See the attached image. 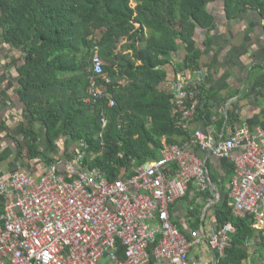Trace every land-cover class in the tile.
I'll use <instances>...</instances> for the list:
<instances>
[{
	"label": "built area",
	"instance_id": "2783aa9c",
	"mask_svg": "<svg viewBox=\"0 0 264 264\" xmlns=\"http://www.w3.org/2000/svg\"><path fill=\"white\" fill-rule=\"evenodd\" d=\"M104 64L96 49L88 103L104 95L97 81ZM209 76L203 68L176 74L172 92L184 130L199 113ZM81 146L39 175L22 168L0 177V264H221L235 231L216 222L221 201L264 237L263 128H238L229 137L198 130L183 146H165L161 158L114 181L85 163L89 147ZM211 159L232 161L226 192L213 181ZM184 199L192 202L181 227L177 204Z\"/></svg>",
	"mask_w": 264,
	"mask_h": 264
},
{
	"label": "trees",
	"instance_id": "16d2710c",
	"mask_svg": "<svg viewBox=\"0 0 264 264\" xmlns=\"http://www.w3.org/2000/svg\"><path fill=\"white\" fill-rule=\"evenodd\" d=\"M213 1L0 0V32L6 43L23 53L20 93L29 110L27 121H43L51 141L67 134L76 143L86 142L85 163L100 168L110 181L124 172L132 175L134 169L159 158L167 145L182 146L192 134L183 129L174 99L160 88L166 72L155 67L170 61L178 43L191 42L199 28H215L208 12ZM132 2L137 4L135 8ZM246 2L226 0V9L233 12ZM145 29L151 31L150 38ZM125 37L129 44L123 49L135 50L134 59L130 54L115 53ZM138 40L146 44L141 50L134 43ZM97 48L106 59L105 75L97 79L104 95L88 103L87 73ZM201 55L196 51L187 56L189 68L201 67ZM125 76L129 81L122 84ZM50 87L56 93L51 95L56 103L45 94ZM110 96L115 99L113 106L109 105ZM201 97L204 101V89ZM207 110L202 103L198 115ZM104 118L106 129L102 127ZM31 139L36 142L35 137ZM26 149L24 152L22 147L21 153L41 159L34 145ZM91 154L95 155L92 160ZM43 158L46 165L54 162L53 158ZM212 178L218 187L224 185L218 174L212 173ZM208 197L213 196L210 193ZM215 212L219 226L231 224L235 228L221 264H246L251 257L247 242L256 238L252 223L234 217L226 201L219 202ZM259 239L264 250V237ZM248 264L264 262L251 257Z\"/></svg>",
	"mask_w": 264,
	"mask_h": 264
},
{
	"label": "crops",
	"instance_id": "0c3cea01",
	"mask_svg": "<svg viewBox=\"0 0 264 264\" xmlns=\"http://www.w3.org/2000/svg\"><path fill=\"white\" fill-rule=\"evenodd\" d=\"M243 1L247 2L238 4L233 12L226 9V0L211 2L208 5V12L215 22V28L213 30L199 28L191 42L178 43V50L172 53L170 61L155 67L166 72V78L161 82L160 88L173 98L172 83L177 72L179 70L192 72L193 68H189L187 56L201 51L200 68L210 75L202 85L203 106L208 110L205 115L203 113L201 116L196 115L191 120L188 128L191 134L203 130L217 137H229L242 127L252 132L258 128L264 129V0ZM132 6L135 8L137 4L132 2ZM239 9L241 12L238 11ZM136 29H140V26L137 25ZM145 34L150 38L151 31L145 29ZM134 43L138 50L146 46L140 40ZM128 44V37L123 38L115 53L130 54L134 59L135 50L123 49ZM97 50L100 54L98 48ZM101 57L106 62L102 55ZM22 63L23 53L14 45L6 43L1 31L0 177L6 178L22 168L39 175L46 165L43 157L53 158L54 162L71 158L82 147V141L76 143L67 134L51 141L43 121H27L29 110L20 93ZM140 63L137 61V64ZM87 77H89L88 73ZM127 81L129 79L125 76L120 82L123 84ZM48 92L49 94L45 93L46 96L56 103L51 99V95L56 94L52 92V87ZM67 104L68 100L66 107ZM104 119L107 121L106 118ZM32 136L35 137L36 142L32 141ZM98 136L103 137V132ZM178 139L181 141V138ZM162 142L167 144L166 138H163ZM28 145L35 146L41 154V159H31L21 153L22 147L25 152ZM200 154L204 156L203 153ZM159 158L152 159L151 162ZM210 164L211 171L218 174L220 182L224 184V189H220L221 192H226L232 175V161L211 159ZM191 202L188 199L178 202L179 225H181L180 218H188ZM256 241L253 239L251 242ZM251 257L253 259L252 253ZM251 257L246 264L250 263ZM199 258L201 255H193L195 261H199Z\"/></svg>",
	"mask_w": 264,
	"mask_h": 264
},
{
	"label": "rangeland",
	"instance_id": "374dc122",
	"mask_svg": "<svg viewBox=\"0 0 264 264\" xmlns=\"http://www.w3.org/2000/svg\"><path fill=\"white\" fill-rule=\"evenodd\" d=\"M218 189H221V190L224 189V185H222L221 187H218ZM249 250H250V253H252V255H253V260H255L256 262H264L263 261L264 250H263L260 242H256L254 245H252L249 248ZM106 263H107V260H103V264H106Z\"/></svg>",
	"mask_w": 264,
	"mask_h": 264
},
{
	"label": "clouds",
	"instance_id": "9594fccd",
	"mask_svg": "<svg viewBox=\"0 0 264 264\" xmlns=\"http://www.w3.org/2000/svg\"><path fill=\"white\" fill-rule=\"evenodd\" d=\"M145 165H146V164H145ZM145 165H142V166H145ZM140 167H141V166H140ZM138 168H139V167H138ZM136 169H137V168H136ZM134 171H135V169H134ZM126 173H127V172H126ZM133 174H134V172H133ZM133 174H132V175H133ZM129 176H131V175H129ZM252 227H253V226H252ZM253 229H254V228H253ZM254 230H255V229H254ZM255 235H256V236H255V237H256L255 240H257V241H261L259 238H260V237H263V236H261L258 232H256V230H255ZM251 241H252V240H250L249 242H251ZM257 241H256V242H257ZM256 242H252L251 246L254 245ZM251 246H249L248 248H250Z\"/></svg>",
	"mask_w": 264,
	"mask_h": 264
}]
</instances>
